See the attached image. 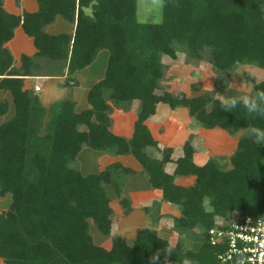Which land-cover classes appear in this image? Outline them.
<instances>
[{
  "label": "trees",
  "instance_id": "1",
  "mask_svg": "<svg viewBox=\"0 0 264 264\" xmlns=\"http://www.w3.org/2000/svg\"><path fill=\"white\" fill-rule=\"evenodd\" d=\"M37 1V12L17 16L0 0V89L12 93L16 107L15 116L0 125V196H12L9 208L0 211L3 264H154L156 254L155 264H223L218 260L221 248L209 242L216 219H230L234 212L259 218L264 212V147L245 131L264 128V119L248 117L242 105L231 112L222 109L224 101L208 93L191 97L162 90L163 58H176L183 51L200 59L208 51L209 61L222 72L239 65L264 68V0H161L158 22L138 18L140 0ZM57 16L76 25L74 34L47 32ZM19 26L38 51L23 55L16 69L5 44ZM102 50L110 52L105 78L89 90L91 107L83 112L76 111L72 99L56 101L48 110L33 90L24 88L25 76L36 73L66 75L67 85H75L72 75L91 65ZM257 90H264V80L255 84L252 94ZM134 101L142 105L133 137L112 132L114 106L129 111ZM159 103L187 108L194 122L207 129L218 127L232 135L244 131L229 156L231 167L224 168L217 157L199 166L188 140L175 160L176 169L167 173L173 148L162 150L160 159L147 151H161L146 124ZM8 111L9 102L0 99V116ZM85 145L133 155L150 184L162 190L163 199L181 206L182 214L173 217L175 226L201 231L200 249L171 245L148 227L134 245L119 235L111 249L96 244L91 220L104 236L112 234L114 224L105 186L113 187L121 213L128 215L132 202L124 186L137 172L114 162L84 175L77 157ZM179 175L195 176L194 184H177ZM168 246L174 248L171 255L164 251Z\"/></svg>",
  "mask_w": 264,
  "mask_h": 264
},
{
  "label": "crops",
  "instance_id": "2",
  "mask_svg": "<svg viewBox=\"0 0 264 264\" xmlns=\"http://www.w3.org/2000/svg\"><path fill=\"white\" fill-rule=\"evenodd\" d=\"M4 8L9 12L17 16H23L24 12H37L39 10V3L37 0H4L3 2ZM148 11H151L149 9ZM56 21L53 24L47 27V32L50 34H59V33H70L74 34L76 25L74 23L65 20L61 16H57ZM9 50H11L14 63L13 67L16 69H20L22 65V56L27 54L30 56H34L37 53V49L34 45L33 38L30 37L22 26H19L15 29V35L13 39L5 44ZM110 57V52L108 50H102L96 60L83 70L76 72L72 77L77 79V84L69 86L67 85V76H44L41 74H35L30 76H25V86L24 88L33 90L35 94H37L40 98L41 103L48 110L51 105L56 101L64 100V99H72L76 102V111L83 112L86 109H89L91 105H89L87 96L89 90L99 81L105 78V71L107 68L108 60ZM40 87L39 90L36 88ZM0 99L7 100L9 102V111L0 116V125L7 122L11 118H13L16 114V107L13 103V96L9 90L0 89ZM166 104V103H163ZM162 103L158 104L156 114L152 116V118L146 121L150 132L153 134L154 138L158 141L159 148L161 151H158L154 148L149 147L147 149L148 153L151 154V151H155V154H151L153 157L161 158L162 150L165 148H173L172 153V161L166 165V172L171 174L176 169L177 163L175 160L183 155V147L187 142V139H190V136H193V146L195 147V153L193 159L200 166L205 164L210 157H217V154L211 153V149H209V153L203 154L200 152V146L207 147L206 141L201 138L203 134L206 132H214L210 131L205 127H200L199 133L188 132L187 137L181 136L180 141L175 142L176 132L180 128V121L177 120L175 126L178 129L173 134V137H167L162 135L160 131H162V127L167 124L168 119L175 113L182 112L187 113L189 110L185 107H179L177 109H173L170 105L171 109L165 108ZM133 105L138 108L139 112L141 110V103L139 101H134ZM133 108V107H132ZM126 111L122 108H118L114 106L110 118L112 119L111 131L117 133L119 135L125 136L127 138H132L134 135V125L138 119V113H135V109ZM164 108V109H163ZM176 110V111H174ZM184 110V111H183ZM164 111V112H162ZM166 115V116H165ZM50 116V115H49ZM48 116V118H49ZM133 116V119L130 117ZM190 116V115H189ZM175 122V121H173ZM187 126V125H186ZM85 129V126L82 127ZM215 129V128H213ZM218 129V127H216ZM186 130V129H185ZM179 132V131H178ZM227 135V134H226ZM179 135H177L176 139H178ZM174 139H172V138ZM229 138V135H227ZM231 142L228 141V145L225 147L224 151L217 150L216 153H220L221 157L230 156L238 146V142L240 140V135L231 136ZM183 139V140H182ZM150 151V152H149ZM201 153L206 158L203 163L197 162L195 159V155ZM89 155L90 159H88L87 169L84 166L80 168L81 172L85 174L91 173H99L107 168V166L114 164V162H120L124 166L130 167L134 169L137 174L131 176L125 186L124 191L127 192V195L130 196L132 202V211L128 215H123L121 213L120 207V198L117 195L116 191L112 186L106 185V190L109 193V196L112 199V205L114 208V214L111 217L114 220L112 234L110 236H100L102 242L98 243L107 249H111L112 239L117 235L122 236L123 239L129 244L134 245L139 233L144 230V228H151L157 231L158 235L162 238L168 239L172 245L170 236L174 233H179L182 231L177 228L174 224V216H180L182 214V210L176 207L174 204H170L169 202L163 199L162 190L154 188L146 175L143 173V167L140 162H138L135 157L131 154H111L109 152L95 150L87 145L81 150L79 153L77 160H80L82 155ZM85 169V170H84ZM195 182V176H177L176 183L182 186H191ZM115 197L117 198L115 200ZM145 208H149L150 211H145ZM154 208V210H153ZM153 213L155 217H148L147 214ZM138 215V216H137ZM167 220H173V223L170 224ZM93 221V220H91ZM92 224L93 229L97 228L94 221L90 223V230ZM132 226L135 227V231L133 234H130L129 231H132ZM91 230V233L93 231ZM98 230V229H97ZM99 232V231H98ZM185 232V238H187L191 233H195L193 230H183ZM100 234V233H99ZM93 235V233H92ZM99 237V238H100ZM94 238V235H93ZM132 238V239H130ZM108 241V244H107ZM133 241V242H132ZM199 242V243H198ZM97 244V243H96ZM200 241L197 240L196 246L190 248V250L198 251L200 249Z\"/></svg>",
  "mask_w": 264,
  "mask_h": 264
},
{
  "label": "rangeland",
  "instance_id": "3",
  "mask_svg": "<svg viewBox=\"0 0 264 264\" xmlns=\"http://www.w3.org/2000/svg\"><path fill=\"white\" fill-rule=\"evenodd\" d=\"M149 9H151V11H148ZM160 14H161V0H140V11L138 18H140L141 20L158 22L161 19L159 18ZM205 56L206 58L204 57L200 59L199 58L195 59L183 51H179L176 58L165 56L163 58V62L166 68L165 69L166 76L161 84L163 87L162 90H168V91L170 90L175 94L185 93L187 96H191V97L196 96L200 93L202 94L208 93L215 98H219L222 101H226L230 96H239L241 94L251 95L254 91L255 84L259 81L264 80V68H260L252 65H239L232 70H227L226 72H222L219 69L215 68V66L209 61L208 51L205 52ZM163 106H165V108L171 109L168 104H163ZM132 107H133L132 109H135V113L139 112L138 108H136L134 105ZM130 117L133 119V116ZM177 120L181 122L180 123L181 125L178 130L179 132L178 131L176 132L175 142L180 141V139L182 138L181 136L187 137V135L190 132L199 133L198 129L201 126L200 125L198 126L194 122V120L189 116V112L187 113L186 116L185 113L182 112V110H180V112L173 114L168 119L165 127L164 126L162 127V131H160L162 135L166 133L167 137L170 136L173 137V134L178 129V127L175 126ZM210 131H214V132L209 133L205 131V133L201 137L206 141L205 143H207V147L201 145L200 152L203 154H207L209 153V149H211L212 150L211 153L217 154V158L221 160L223 167L229 169V167H231L229 156L221 157V155H218L220 153H216L217 150L214 151V149H219L220 151H224L225 147L228 145V141L231 142L230 135L231 136L233 135L227 131H224L221 128L210 129ZM226 134L229 135V138L227 137ZM244 134L245 132L241 131L236 135H240V137H242ZM177 135H179L178 139H176ZM192 138L193 136H190V139H187V141L190 140L193 142ZM201 153H199L197 157L195 155V159L199 163L201 162L203 163L204 161H206L205 160L206 158ZM151 154H155V151H151ZM88 159H90L89 155L87 154L82 155L80 157V160H77V167H79L80 169L82 168V166H84L85 169H87ZM11 197L12 196L10 194L6 196H0V211H5L9 208L10 203L12 201ZM116 199L117 198L115 197V200ZM176 207L182 210L181 206H176ZM208 208L212 210L211 207ZM147 215L150 218L155 217V214L153 213L150 214L148 213ZM167 222L172 224L173 220L171 221L167 220ZM93 226L94 225L92 224L91 230L93 229ZM132 227H133L132 231H129L130 234H133V232L135 231V227L134 226ZM192 230L195 231V233L194 232L191 233L187 238H185L186 236H185V232H182L183 230L180 231L179 233H174L173 235H171L170 238L172 245L175 243H181L187 249L196 246L197 240L200 241L201 239V231L197 228ZM92 233L94 235L95 243L98 244L102 242V239L100 237L102 235L99 234L97 228H94ZM0 264H3L2 258L0 259Z\"/></svg>",
  "mask_w": 264,
  "mask_h": 264
},
{
  "label": "built area",
  "instance_id": "4",
  "mask_svg": "<svg viewBox=\"0 0 264 264\" xmlns=\"http://www.w3.org/2000/svg\"><path fill=\"white\" fill-rule=\"evenodd\" d=\"M209 242L221 248L218 260L223 264H264V212L259 218L240 212L230 219L218 217Z\"/></svg>",
  "mask_w": 264,
  "mask_h": 264
},
{
  "label": "clouds",
  "instance_id": "5",
  "mask_svg": "<svg viewBox=\"0 0 264 264\" xmlns=\"http://www.w3.org/2000/svg\"><path fill=\"white\" fill-rule=\"evenodd\" d=\"M241 105L246 110L248 117L252 119H264V90H257L252 95L241 94L239 96H230L228 100L221 103V108L231 112ZM245 131L248 139L260 148L264 147V128L247 127ZM164 251L166 254L171 255L174 252V248L168 246ZM159 255L160 254H156V256L152 258L154 264L155 261L159 259ZM185 264H187V262H185Z\"/></svg>",
  "mask_w": 264,
  "mask_h": 264
}]
</instances>
